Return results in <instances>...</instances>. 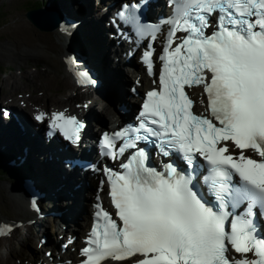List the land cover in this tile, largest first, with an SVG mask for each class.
<instances>
[{"label": "snow or ice", "instance_id": "obj_1", "mask_svg": "<svg viewBox=\"0 0 264 264\" xmlns=\"http://www.w3.org/2000/svg\"><path fill=\"white\" fill-rule=\"evenodd\" d=\"M170 2L160 88L146 93L138 126L103 136L113 160L137 151L121 164L124 171L107 170L117 218L97 205L82 264L136 256L142 259L135 264H264V236L254 222L257 210L264 214V0ZM124 7L121 18L143 34L145 27ZM144 60L151 72L152 52ZM186 87L203 88V111H193L196 101ZM52 127L75 142L83 125L57 113ZM138 141L152 143L164 157L180 154L185 170L148 166ZM229 141L238 155L229 152ZM11 230L0 226V236Z\"/></svg>", "mask_w": 264, "mask_h": 264}, {"label": "bare ground", "instance_id": "obj_2", "mask_svg": "<svg viewBox=\"0 0 264 264\" xmlns=\"http://www.w3.org/2000/svg\"><path fill=\"white\" fill-rule=\"evenodd\" d=\"M45 1H47L51 6H53V8L58 10H63L64 17H66L67 20L70 19V24L67 26V28H69L71 34L68 36L59 35L61 38L60 39L61 45L58 50H63L62 52L63 59L68 58L67 56L70 54L72 50V53L75 55L76 60L79 61L82 59L81 65L85 64L87 67L90 68L92 72V79L95 80L96 86L98 88L97 95H101V91H102L103 104H100L99 102V106L102 108V111L106 113L108 119L110 118L111 124L115 122V118L116 120H121L129 116V113L135 108L136 106L135 102L137 101V98L141 96V91L144 88L139 89V96H134L130 93L127 86L129 82H132L137 77H141V78L143 77V69L141 68L140 64L132 63V60L129 63L130 69L128 70V72H125V70L123 71V69L119 70L118 68L119 65L115 64V61L113 59L111 60L110 65H107L106 62L108 58L111 57V55H113L114 58L118 59V64H124L125 55H123V50H124L123 48H125L126 50L125 54L130 55V52L127 51L131 47L129 43L119 40L120 44L116 46L115 44H113V42H111L110 39L107 38V34H106V31L108 30L107 26L102 25L103 22L102 19L107 14L104 15L103 13H101L97 17L93 16V18H91V16H89V11L92 9V5L90 3L92 0H45ZM84 1L86 2V4H84ZM94 1L95 0H93V4L95 5ZM100 2H102V5H106V3L113 1L100 0ZM76 7L77 9L79 8L78 11H82V12H78V13L77 11L72 12L73 9ZM83 7L86 8L87 11L84 10ZM114 7H115L114 5H112L111 7L109 6L107 8V12L108 13L112 12ZM69 12L71 14H74L76 17H71L67 15V13ZM20 28L22 29V26L17 27V29ZM27 29L28 28L25 26V31ZM81 33H83V37ZM103 42H105L104 44H106L107 49H103L104 48ZM70 47L72 48L70 49ZM146 48L150 51H154L155 46H152L151 44L148 43L146 45ZM66 49L67 51L65 52ZM129 72L133 75L132 80L129 79L130 77L128 74ZM72 83L73 82L71 80L72 86L71 88H69L70 94L66 95L65 97L66 101L69 103L68 105L70 106V110H71L70 115L73 114L75 115L78 112H82V115L86 114L84 110H80L76 107V104L78 102L77 100L83 98L86 99V102L88 103V107L90 108V111L88 112V114H86V116L87 117L90 116L92 120H96V118L103 120L99 115L93 112V108H92V105L93 104L96 105L99 101L97 95H93V93H90L89 91H86L84 93L81 92L79 95L77 89L75 88L74 83L73 84ZM124 85H125V89L123 87ZM148 87L149 86H145V90ZM109 92L113 93L114 101L109 102L110 100L109 99L108 102H106L104 95L105 96L109 95ZM36 93L42 94L40 91L38 92L36 91ZM22 102L23 104H20V102L18 101L17 103H19V105L15 103L14 107L11 108L13 113H15V117L13 118L10 117L8 118V120L3 121L2 124H0V134H3L6 137L11 138L14 135V133L12 132V127H14L15 129H19L20 131L23 129L21 136L25 137V142L23 140H21V142L25 147H23L22 152H20L13 150L14 147L12 146L8 147L5 145L3 146L0 145V154L5 155V158H6V153H8L7 158H9L11 156L10 154L12 153L15 154L14 158L15 157L17 158V156L21 157L20 160H17V163L20 162L17 167L25 165V162L21 163V160L25 158L30 159L34 157V159L32 160H35V162L37 160L36 157L43 159V162L46 165L45 173L53 172V176L50 175V177L49 176L45 177L47 175L43 174L36 177L34 186L40 188L41 194H45V200L36 198L37 200L36 202L37 203L40 202L41 205L43 204L41 206V212L43 214H50V212H55L59 214L58 218H55V220L53 221L54 223L55 221L56 222L58 221L60 224V222L62 221L65 224V227L63 229L61 228L56 229V227L53 224L51 225L52 241L56 242L59 235L62 234L66 235L68 232H72V231H75L77 234L80 235L82 229L86 224L87 219L89 217L91 218L92 201L94 199L93 195L96 193L98 178L95 175L88 172H83L82 173L83 175L77 172L76 173L69 171L67 172L65 165L62 163L64 154L59 153L55 147L39 148L38 145L36 146V142L42 141L43 138L41 137L39 131L36 133V135H34V138H31L29 131L31 130L34 121L31 119V117L25 114V109L29 106L26 104H28L30 100L27 97L25 99L23 97ZM1 104L2 103H0V113L2 112L5 106L4 103L2 105ZM117 106H122V110L117 108ZM59 111L61 110H56V109L52 110V112H59ZM40 113H47V112H39L37 114ZM20 116L24 117L22 119V122H20L19 120ZM4 126L6 127L4 128ZM88 128H90L89 135L92 136V134H94V130L91 129L92 127H88ZM20 145H21L20 143H16V148H18V146ZM12 150L13 152H10ZM24 150H25V156H22ZM77 151H78L77 149L76 150L74 149V152ZM66 152H69V150H66ZM48 156L51 157L50 161H47ZM14 165L15 162L13 163V166ZM19 192H20L19 195L21 194L25 195L22 189H19ZM11 194L14 198L16 197L15 193H11ZM52 195L56 197L55 200L51 199ZM61 198H63V202L60 204V202L58 203V200L59 199L61 200ZM24 201H25V206L23 203V208L25 209V214L26 213L29 214L26 195ZM18 208L24 213L22 208L20 207ZM15 221L19 225L20 223L24 224V220H21L19 218L15 219ZM40 223H41L40 226L42 227V224L45 223V220L43 219ZM2 224H8V222L0 221V226ZM30 229H34V232L37 230L35 229L34 226H32L29 228L28 233L30 232ZM44 229L42 228L41 231ZM9 235H13V233L11 232ZM0 238H5V237L1 236ZM48 244L50 246L53 244L51 243V239L48 240ZM22 250H20V252H22ZM72 254L73 252L71 250L67 252L66 256H71ZM28 260H29V255L28 258L26 259L25 258L22 260L19 259L20 261L19 264H27ZM0 264H14V263L11 260H7L1 257ZM106 264H117V263L108 262ZM123 264H128V263L125 262Z\"/></svg>", "mask_w": 264, "mask_h": 264}, {"label": "rangeland", "instance_id": "obj_3", "mask_svg": "<svg viewBox=\"0 0 264 264\" xmlns=\"http://www.w3.org/2000/svg\"><path fill=\"white\" fill-rule=\"evenodd\" d=\"M39 3H41V0H0V103H4V108H12L15 105L12 99L17 103L18 101L16 100H20L22 97H24V99L25 97H29L28 99L31 102L32 110H25V113H27L31 119H33V114L37 112L38 109H54L55 107L67 109L69 103L66 101L65 97L70 94L69 88L72 86V79L69 72H67L66 61L63 59V50H58L61 45L60 36L56 32H40L25 17L26 11ZM90 3L92 9L89 11V16L93 18V14L97 12L98 9L93 4V0ZM84 4H86L85 1ZM83 9L87 11L86 8L83 7ZM78 10L79 8L77 9L76 7L72 12H82ZM61 11L63 12V10ZM69 13H67V15L76 17L74 14ZM102 25L104 26V24ZM21 26L22 29H17V27ZM25 26L28 28L26 31ZM81 35L83 37V33H81ZM104 43L105 42H103V49H107ZM66 51L67 49L65 52ZM113 58V55L108 58L106 61L107 65L111 64ZM118 68L119 70L123 69V71L125 70V72H128L123 64H119ZM128 74L130 76L129 79L132 80L133 75L130 72ZM123 87L125 89V85ZM36 91H40L42 94H38ZM86 91L87 89H82V91H79V95L80 92L84 93ZM97 97L99 101L96 105H92L93 112L103 119L101 120L102 123L105 121L108 123L110 118L108 119L106 113L103 112L102 108L99 106V102L103 104L102 91L101 95H97ZM104 97L106 102H108L109 99V102L114 99L112 98V92H109V95H104ZM81 100L86 99L80 98L77 101L80 103L84 102ZM17 104L19 105V103ZM20 104L23 103L20 102ZM23 118L22 116L19 117L20 122H22ZM1 120L2 117L0 116V121ZM22 131L23 129L20 131L12 127L14 135L11 138L0 134V145L12 146L14 147L13 150L22 152L23 147H25L21 142V140L25 142V137L21 136ZM16 143H20L22 147L20 145L16 148ZM13 150L10 152H13ZM7 154L8 153H6V158ZM10 155L13 156L15 165H11V162H13L12 160L9 162V167L18 166L20 162L17 163V160H20L21 157L17 156V158H14L15 154L13 153ZM22 156H25V150ZM36 159H39L40 163H42V158L36 157ZM35 179L36 177L32 178V180ZM34 182L35 181H33V184ZM21 186L23 185L17 177L10 174L7 176L0 175V221H6L14 228L12 232L13 235L0 238V258L3 257L4 259L11 260L14 264H19V259H26L28 255L30 258L32 255L44 258L45 251L44 249H39L40 247L38 245L41 233L45 235L51 234L49 225L52 220L49 221L50 217L48 215H45V223H43L44 225L42 224L41 227L40 222L42 219H40L38 215H34L30 212L29 214H25V209L23 208V203L25 206V195H19V189H22ZM36 188L39 189L38 191L40 192V188ZM11 193H15L16 197L14 198ZM62 202L63 198H61L60 204ZM18 207L22 208L24 213ZM18 218L24 220V224H17L15 219ZM32 226L37 229V232H34V229H30L29 234V228ZM42 228L45 229L41 231ZM18 234H22V236ZM20 250H22V252H20Z\"/></svg>", "mask_w": 264, "mask_h": 264}, {"label": "water", "instance_id": "obj_4", "mask_svg": "<svg viewBox=\"0 0 264 264\" xmlns=\"http://www.w3.org/2000/svg\"><path fill=\"white\" fill-rule=\"evenodd\" d=\"M26 19L40 32L52 33L60 23L61 15H56L52 9L31 10L25 14ZM25 193L24 186H21Z\"/></svg>", "mask_w": 264, "mask_h": 264}, {"label": "trees", "instance_id": "obj_5", "mask_svg": "<svg viewBox=\"0 0 264 264\" xmlns=\"http://www.w3.org/2000/svg\"><path fill=\"white\" fill-rule=\"evenodd\" d=\"M40 5H34L33 7H39ZM13 157H9V158H5V155H1L0 154V175L3 176H7V175H13L15 177H17L18 179H25V174L27 172V167L24 166H20V167H8L7 162L10 161V159ZM5 162V163H3ZM20 236H22L21 234H19Z\"/></svg>", "mask_w": 264, "mask_h": 264}]
</instances>
